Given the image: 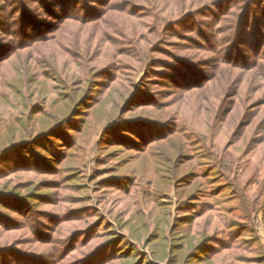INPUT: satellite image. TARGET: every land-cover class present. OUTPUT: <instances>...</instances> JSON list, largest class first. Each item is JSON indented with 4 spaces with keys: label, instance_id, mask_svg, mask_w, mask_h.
<instances>
[{
    "label": "rangeland",
    "instance_id": "obj_1",
    "mask_svg": "<svg viewBox=\"0 0 264 264\" xmlns=\"http://www.w3.org/2000/svg\"><path fill=\"white\" fill-rule=\"evenodd\" d=\"M91 1L94 3L95 0ZM99 1L102 3H96L90 12L83 15L87 21L67 23L61 37L36 43L29 53L27 49L10 58L8 49H0V147L11 140L29 139L26 137L57 123L67 112L62 100L51 103L52 96L47 95L56 84L54 72L71 73L82 68L80 57L83 49L74 46L82 45L87 35L89 41L100 43L91 47V55L95 59L90 65L102 71L109 65L111 67V70L103 71L99 85L88 95L92 100L86 99V102L77 104L80 112L77 116L53 125L49 135L15 147L12 157H9L10 153L0 160V192L11 189L19 195L23 191L22 186L29 188L40 184L41 188L35 192L42 196L35 199L38 202L34 209L39 214L37 216L48 213L60 221V224H52V227L56 225L58 228L56 233L48 234L49 238L55 236L57 242L61 237L66 239L73 231L83 230L100 219L112 225L118 236L115 240L107 241L102 236L104 225L92 227L95 228L93 233L90 228L88 234L85 231L75 234L71 240L80 237L75 242L76 247L79 246L77 250L72 249L65 254L63 263L71 264L73 258L78 259L88 249L106 242L98 250L103 248L106 251L93 264H130L135 261L133 249L148 254L144 237L155 227L163 226L166 223L164 216L169 213L170 226L174 224L172 215L178 218L189 216V219L182 220L178 228L188 236L186 241L194 244L200 239V234L208 235L204 242L206 246L201 250H207L206 254L203 252L200 259L189 258L190 264H240L237 261L240 255L251 257V246L264 243V138L260 137L264 129V106L256 117L258 108L246 111L247 107H258V103H264V83L246 81L244 70L227 68L229 63L241 61V64H247L260 57L264 52V23L256 27L257 31H262L256 35V32L253 34L252 19L249 31L238 39V35L235 36L227 26L230 22L219 26L221 17L226 20L233 18V27L236 24L233 14L240 12L246 2L236 0L227 4L229 7L226 10L212 11L217 15L212 21V16L200 18L205 22L200 32L202 36L192 29V22H184L187 19H182L177 30L156 32L153 26H165L166 21H161L160 14V20L157 16L155 20L151 17L150 6H155L148 4L149 0H132L138 7L136 9L122 3L125 0H117L116 8L97 22L95 19L104 13L108 0ZM203 1L188 0L187 8L192 9ZM155 2L158 6L164 4L161 8L170 12L169 3L164 0ZM177 4L182 5V0H177ZM81 8L79 5L78 9ZM67 11V16L72 15V9L68 7ZM223 11L229 14L222 16ZM255 11L264 15V2L254 4ZM147 14L150 15L142 16ZM66 15H61L59 20ZM55 20L49 23L51 29L59 23ZM3 22L0 19V24ZM3 35L0 31V41L7 43L9 40ZM50 35L45 32L36 38L47 39ZM128 35L131 37L128 38ZM203 36L207 40L200 42ZM218 38H222V54L212 52L214 47L217 48V44L213 43ZM135 39L141 46L138 52L133 46L137 42L131 41ZM58 40H62V49L56 45ZM160 47L166 55L155 52ZM122 54L130 55L133 61H141V67L135 69L136 73L131 74L125 68L114 69L115 60ZM152 55L166 59L175 55L186 59L193 67L187 71H184L185 68L175 71L172 67L161 66L153 70L148 82H143L142 79L146 80L145 71L154 65ZM121 57L129 58L125 55ZM24 79L37 82L24 89ZM188 85L189 90L185 89ZM256 87L259 89L251 97L250 92ZM130 92L134 95L122 108ZM33 104L39 108H32ZM233 106L234 110L226 113ZM34 110L37 112L31 113ZM123 121L125 124H122ZM154 121L158 122V127L145 126L153 125ZM250 121L261 125L255 127ZM166 135V139L162 140ZM258 138L262 141L257 142ZM48 156L52 159L49 163H41L42 168L30 163L45 162ZM174 164L179 169L176 172L173 171ZM190 169L207 174L208 178H203L205 181L215 177L218 182L213 187L219 183L227 187L216 198L218 203L211 212L201 204L192 209L189 204L178 202L177 195L182 193L183 198L186 195L184 183L176 188L167 185L170 178L179 177ZM200 180L202 178L192 182ZM161 187L167 190L159 192ZM12 199L3 204L15 207L16 200ZM0 212L9 213L1 204ZM136 214L138 220L134 218ZM9 215L17 216L13 213ZM232 219H235L238 228H232L227 233V222ZM92 234L98 236L90 238ZM137 235L140 236L137 238ZM30 236L35 239L32 234ZM121 237L124 242H120ZM28 238V233L23 230L0 233V244L10 245L8 243L13 240L17 244L31 241ZM224 238H227L226 242L222 240ZM174 240L171 238L169 246ZM53 246L55 243L50 241L48 247ZM20 247L39 253L34 247ZM83 249V253L79 254ZM52 250L44 251L53 255ZM20 261L37 264L19 258L17 262ZM156 263L168 264V260Z\"/></svg>",
    "mask_w": 264,
    "mask_h": 264
},
{
    "label": "trees",
    "instance_id": "obj_2",
    "mask_svg": "<svg viewBox=\"0 0 264 264\" xmlns=\"http://www.w3.org/2000/svg\"><path fill=\"white\" fill-rule=\"evenodd\" d=\"M122 1V0H121ZM126 1V2H125ZM122 3H125L128 7H132V9L138 8L136 6V3L132 0L128 2V0H125ZM165 2L169 3L170 5V12L163 10L161 7L162 5H157L155 0H149L148 4H152L155 7H151V17L155 20L156 16L160 20V15L162 16L161 21H166L165 26H161V24H157L153 27H155L156 32H164L170 29V31H174L178 29V26H181L182 19L183 21L187 19V21L184 22H192L193 24V30H195L198 34L200 35V32L204 27L202 26L203 22L200 18H204L207 16H212L211 21L216 18L215 12L212 11H222L226 10L229 6L227 4H233L236 0H204V3L194 5L192 9L187 8L188 0H182V5L177 4V0H164ZM246 0L244 4H242V8L240 12L233 14L235 16V21L236 24L233 27V18H230L228 20L223 19L221 17L219 19L218 25L222 27V24L229 23L230 26L229 30L234 31L235 36L238 38H242L246 32L249 31V21L253 19L254 24L252 26L253 28V34L256 32V35H260L262 31H257L256 27H261L263 26L264 23V15L259 13L256 14V11L254 12V4H256L258 1L264 2V0ZM257 1V2H256ZM117 0L111 1L108 0L106 5H105V11L99 17H96V21H102V19L108 15L112 10L116 8ZM133 2V3H132ZM162 2V1H161ZM102 3L99 0H95L94 3L91 0H0V19H2L4 22L0 24V31L4 33V37L7 38V43L1 42L0 41V49L4 47V49H8L10 58L12 56L20 55V51H25L28 49V53L30 50H32V46H34L36 43L44 42L48 39H56L58 37H61L62 31H65V25L69 22H80V21H87L83 15L87 14L88 12L91 11V8L93 9V5L95 4ZM96 4V5H97ZM81 6L82 8L79 10L78 6ZM74 6V7H73ZM214 6H216L215 9ZM72 9V15L67 16L68 14L67 8ZM9 9L10 11H7ZM213 9V10H212ZM232 8H230L231 10ZM148 12L150 13V9H147ZM61 11V12H60ZM134 11V10H133ZM146 12V11H145ZM183 13V15H182ZM210 13V14H209ZM92 14V13H91ZM160 14V15H159ZM222 16L228 15L229 13L227 11H223ZM61 15H66L63 17L62 20H59V17ZM82 17L80 19V17ZM150 14L147 15H142V16H149ZM177 17V18H175ZM52 19H56L55 21L59 22L53 29L52 27H49V23L51 22ZM170 19V20H168ZM168 20V21H167ZM240 27L242 28L241 30ZM54 30L51 32V30ZM237 30V31H236ZM236 31V32H235ZM45 32L52 34L49 36L47 39L41 38H36L37 36H40L41 34H45ZM51 32V33H50ZM82 32V31H81ZM219 34V33H218ZM56 35H58L56 37ZM196 35V34H195ZM202 36V35H200ZM220 36V34H219ZM131 35H128V38H130ZM263 40H264V35H262ZM202 38V37H200ZM37 39V40H36ZM198 39V38H197ZM36 40V41H35ZM204 36L202 39H200V42H204ZM62 40H58L56 45L59 47V49H62V46L60 45ZM85 41L82 45H78L79 41L76 42L79 49H83V54L81 55L80 59L82 60V68L76 70L75 72H67V73H55L54 75L56 76V84L51 88V91L49 95L47 96H52L51 98V103L57 101V100H62L63 103H65V107L67 106V112L57 121V123L53 124L54 126H57L60 123H64L66 121L71 120V118L77 116L78 113H80L77 110V104H82L83 101L86 99L92 100L91 97L88 95L93 92L95 88H97L98 80L103 76V71L107 72L111 70L110 65L102 71V69H99L95 65H90L91 61L95 59L94 56H92V51L91 47L100 44L98 42L93 43L92 41H89L88 35L86 36V39L83 40ZM135 41V50L138 52V50L141 48L140 43H138L137 39L131 40ZM130 41V42H131ZM31 43V44H30ZM222 43V38H218L215 40L213 45H216L217 48L214 47V50L212 51L213 53L219 54L223 53V45ZM163 44V43H161ZM212 46V45H209ZM264 47V45H263ZM161 48V47H160ZM199 48V47H197ZM160 52L162 55L165 54L163 49H158L155 50V52ZM2 53V52H1ZM27 55V54H26ZM127 56L126 57H121V56ZM166 55V54H165ZM35 61V60H34ZM27 62V61H26ZM30 62V59H29ZM28 62V63H29ZM151 62L154 64L152 65L149 70L145 71L144 78L146 80H143V82H148V79L150 78V74L154 72L156 68L167 66V67H172L175 69V71H179L180 68H185L184 71L190 70V68L193 67V64L187 61L184 58L171 55L166 59L165 57L159 58V57H154L153 55L151 56ZM241 61H236V64H228L229 70L237 69V70H244L243 72L245 73L244 76H247L246 81H251V83H264V52L260 54V57L258 59H254L252 63H244L241 64ZM83 63H85V66H83ZM141 61L140 60H132V57L128 54H122L119 55L118 59L115 60L114 65L116 66L114 69L115 70H120L122 68H125V70H129L131 74L136 73L135 69H139L141 67ZM241 65V66H240ZM124 70V69H123ZM241 72V71H240ZM243 76V77H244ZM138 77H141V75H138ZM36 80H23V87L24 89H27L31 86V84L36 83ZM133 82V81H130ZM41 82L39 83V85ZM185 87V89H187ZM262 86L260 85L259 88ZM252 89L250 92L251 97L256 94L258 89ZM188 88L187 90H189ZM242 90V89H241ZM236 92V91H235ZM34 94V93H33ZM134 93L130 92L124 99L123 107H126V104L130 102L131 97H133ZM46 96V97H47ZM45 98V97H44ZM264 106V103H258V107H247V110H253V108H258L257 112L255 114L258 115V113L262 112V107ZM32 108H39L37 104H33ZM234 106L232 109L226 111V113L230 114L232 110H234ZM38 110V109H36ZM36 110L32 111L31 113H34ZM122 111H125V109H122ZM121 111V112H122ZM37 112V111H36ZM224 113V114H226ZM264 114V111L263 113ZM254 117V118H255ZM262 118V116H261ZM155 120V119H153ZM151 121V120H147ZM259 121V119L257 120ZM257 121H250V124L253 123V125L256 127L257 125H261V123H258ZM122 124H125V121L122 122ZM53 125L40 130L39 132H36L26 138H20L16 140H11L5 145H2L0 147V160L2 158H5L8 156L15 147L24 145L31 140L32 142H35L36 140L34 138H44L45 136L49 135L50 132L53 130ZM158 122L154 121L153 125L147 124L145 126H150L151 128L154 129V127H158ZM246 127L248 125H245ZM134 132V131H132ZM135 133V132H134ZM213 133V132H212ZM167 137L164 136L161 139L165 140ZM264 138V129H263V135L260 136ZM262 139H257V142H261ZM154 142V141H153ZM150 145L147 146L149 148ZM9 152V153H8ZM7 153V154H3ZM12 153L9 155V157H12ZM46 156V155H45ZM44 159V158H42ZM52 158L48 156L47 159H45V162H42L41 160L39 162L37 161H31L30 163H34L36 165V168H42L43 164L41 163H49ZM32 166V165H31ZM178 169V166L175 164L173 165V171L176 172ZM129 177L128 175H126ZM165 176H163L164 178ZM208 178V175L205 173H198V171L194 170H188L184 173H182L179 177H173L170 178L169 183L167 184L168 186L171 185L173 187H178L181 186L182 183H184V192H185V198H183V195L181 193V196L177 195V200L178 202H184L189 204V207L194 209V207L197 206V204H201L204 206H207V210L210 212L215 208L216 198L218 195L227 187L224 185V183H219V185H215L218 181L215 180V177H212L208 181L203 180V178ZM169 178V177H167ZM198 178H202V180L197 181V182H192V180H196ZM131 179V178H130ZM191 179V182L189 180ZM212 180V181H211ZM160 182V181H159ZM151 183L154 184L153 181ZM221 184V185H220ZM155 184V187L158 188ZM10 184L8 185V187ZM41 185L37 184L34 186H31L29 188H26L25 186H22V193H14L13 191L8 190L4 192H0V199L5 198V200L2 199L0 200V204L3 205L5 208H7V212L9 213H3L0 212V233H8V232H13L16 230H23L24 233H28V237L31 239V241L28 242H18L13 240L10 241V245H7V243L0 244V264H26V262L22 263L23 261L17 262L20 260H26V261H33L37 264H40V262H45L48 263L50 262L51 264H59L60 261L64 259L65 254H68L70 250L75 249L77 250V246L75 242L79 240L80 237H76V239L71 240L75 234L81 231H85L86 234L87 230H89L92 227H99V226H105V231L102 236L107 238V241L110 240H115L118 239V236L115 235V230L112 228V225H108L106 221L103 219L100 221H95L94 223H91L88 225L83 230H76L73 231L70 235V237L63 239L61 237L58 242L55 241V236L52 237L49 235L52 232H55L58 230L57 227H52V224H60V221L56 218H54L51 214H46V215H39L36 211L35 204L38 202V199L42 195H38L35 191L40 189ZM6 187V188H8ZM164 188V190H163ZM156 191L157 189L154 188ZM159 190V188H158ZM161 191H166L165 187L160 188ZM158 192V191H157ZM163 193V192H162ZM36 194V195H35ZM188 194V195H187ZM16 200L15 202V207H9L3 202H8L9 200ZM215 198V199H214ZM209 199V201H208ZM211 199H214L211 201ZM206 200V201H205ZM20 204V205H19ZM210 204V205H208ZM29 212V213H28ZM16 214L17 216H12L9 214ZM89 213V212H88ZM87 213V214H88ZM202 215V214H201ZM200 215V216H201ZM20 216V217H19ZM164 216V215H163ZM174 216V224L172 226L169 225V219L171 217V214L167 213L166 216V223L162 226L159 225L158 227H155V229L150 232L149 235L144 237V244L148 248V254L147 253H141L135 249V261H132L130 264H157L156 262L161 261L165 259V261L168 260V264H190L189 258H197L200 259L202 258V253L204 252L206 254L207 250H204L203 248L206 246L205 245V239L208 238V235L206 233L200 234V239H198V242H195L192 244L188 240V236L185 235L184 232L178 231V228L182 222V220L189 219V216L185 217H176ZM19 217V218H18ZM41 218V219H38ZM134 218L138 220V214L134 215ZM264 218V217H263ZM60 220L61 217H59ZM46 220L48 223H45ZM178 220H181L179 222ZM98 222V223H97ZM140 224H142L140 222ZM125 225V223L123 224ZM121 226V225H120ZM227 233H229L232 228H238L237 223L235 219H232V221L227 222ZM141 227V226H140ZM121 227H119L120 229ZM95 228H92V233ZM143 229V228H142ZM110 231V233H105ZM112 232V233H111ZM59 233V232H58ZM241 233V231H240ZM30 234L34 236L35 239H32ZM49 234V235H48ZM40 235H44L43 237H37ZM45 235H48V237H45ZM114 237H113V236ZM98 235L92 234L90 238H94ZM140 235H137V238ZM240 234L236 237L239 239ZM28 238V240H30ZM172 239H175L174 242L169 246V241ZM226 242L227 238L222 239ZM50 241L55 243V246L53 247H48L50 244ZM125 240L123 237L120 238V242H124ZM106 243V242H105ZM105 243H101L98 246L94 247L92 250L88 249V252L82 255L78 259H72L71 264H93L99 256L106 251V249H101L98 251ZM153 243V244H152ZM126 245L128 243H125ZM151 247L149 248V246ZM34 245V246H32ZM162 245V248H159L158 246ZM9 246H12L10 248ZM20 246H29V247H34L39 250V253H34L28 250H23L22 247ZM72 246L73 248H70ZM110 246V245H109ZM108 246V248H109ZM88 248V247H86ZM107 248V249H108ZM251 250L253 252V256L251 257H246L244 255H240V257L237 259V261H240V264H264V243L263 244H255L251 246ZM51 250L53 252V255L50 252H45L44 250ZM91 249V248H90ZM166 250V252H165ZM171 250V254H170ZM183 250V252L180 254V252ZM84 249L82 251H79V254H82ZM200 253V254H199ZM50 254V255H49ZM170 254V256H169ZM35 255V257L33 256ZM38 257V258H36ZM63 257V258H62ZM120 258V257H119ZM125 259L124 257H122ZM113 259V258H112ZM117 259V258H114ZM62 261L60 264H67L63 263ZM114 264V263H113Z\"/></svg>",
    "mask_w": 264,
    "mask_h": 264
}]
</instances>
